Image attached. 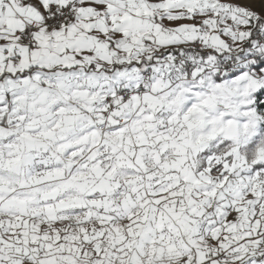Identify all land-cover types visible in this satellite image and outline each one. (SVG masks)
Listing matches in <instances>:
<instances>
[{
  "label": "snow or ice",
  "instance_id": "snow-or-ice-1",
  "mask_svg": "<svg viewBox=\"0 0 264 264\" xmlns=\"http://www.w3.org/2000/svg\"><path fill=\"white\" fill-rule=\"evenodd\" d=\"M0 264H264V0H0Z\"/></svg>",
  "mask_w": 264,
  "mask_h": 264
}]
</instances>
